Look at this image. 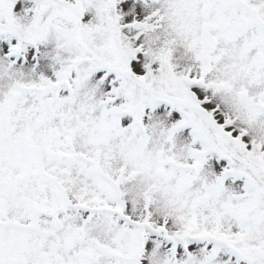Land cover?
Here are the masks:
<instances>
[{
    "label": "snow or ice",
    "instance_id": "obj_1",
    "mask_svg": "<svg viewBox=\"0 0 264 264\" xmlns=\"http://www.w3.org/2000/svg\"><path fill=\"white\" fill-rule=\"evenodd\" d=\"M0 264H264V0H0Z\"/></svg>",
    "mask_w": 264,
    "mask_h": 264
}]
</instances>
